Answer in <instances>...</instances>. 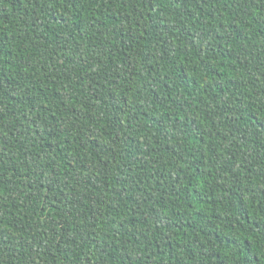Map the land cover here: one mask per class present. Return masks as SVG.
<instances>
[{"label":"trees","instance_id":"1","mask_svg":"<svg viewBox=\"0 0 264 264\" xmlns=\"http://www.w3.org/2000/svg\"><path fill=\"white\" fill-rule=\"evenodd\" d=\"M0 264H264V0H0Z\"/></svg>","mask_w":264,"mask_h":264}]
</instances>
